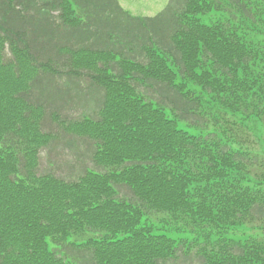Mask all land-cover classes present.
<instances>
[{
    "label": "trees",
    "instance_id": "16d2710c",
    "mask_svg": "<svg viewBox=\"0 0 264 264\" xmlns=\"http://www.w3.org/2000/svg\"><path fill=\"white\" fill-rule=\"evenodd\" d=\"M245 23L264 34V0H170L154 17L0 0V264H264V239L229 236L264 231V153L180 126H207L189 84L264 126V53ZM74 91L94 113L66 124ZM59 139L73 158L92 148L72 182L37 173ZM177 224L217 238L175 241Z\"/></svg>",
    "mask_w": 264,
    "mask_h": 264
},
{
    "label": "rangeland",
    "instance_id": "374dc122",
    "mask_svg": "<svg viewBox=\"0 0 264 264\" xmlns=\"http://www.w3.org/2000/svg\"><path fill=\"white\" fill-rule=\"evenodd\" d=\"M121 5L124 6V8L128 11H130L134 15H140V16H152L160 12L168 0H119ZM242 25V24H241ZM245 27H247L248 30L244 31V36L242 39L246 41V43L252 47L258 49L259 51L264 53V34H260L258 32L259 28L257 26L252 27L248 23L244 24ZM189 89H191L193 92H195L197 95L203 98V101H201V113L207 118L209 121V126L206 129H198L196 133H199V131L202 134H209L213 133L218 136H221L226 142H229L233 145L234 148H241L242 146L239 144V141H243L246 143V147H255L254 149L260 153H264V128L262 125L258 122L257 119H244L241 116H239V113L232 114L228 110H223L219 106H216L214 103L211 102L209 98H206V95L201 92V90L192 85L189 84ZM91 112V110H89ZM65 113L67 116H74L77 117L80 115V111H76L75 113L65 110ZM52 127L54 125L51 123ZM237 127H245L249 132L247 134V138L241 137L245 134L244 131L239 130L238 135L235 134L234 130L229 131L230 129H234ZM56 128V127H55ZM56 129H59L58 127ZM53 131V130H52ZM241 131V133H240ZM57 131H54L56 133ZM234 135V138H230V136ZM72 137V136H68ZM248 140V141H247ZM77 141V139H76ZM248 142V143H247ZM251 143V144H250ZM78 147L82 150L85 149V146L82 144H79L78 141ZM58 150H53L50 152V154H53V152ZM66 151H68L66 149ZM40 161H39V168L38 172L40 174L43 173H53L54 175L64 178V179H75L80 175L81 172V164L80 159H75V165L72 166L71 170L64 171L58 168L62 167V161L64 159H71V153L67 156H60L57 157L54 160H48L46 158V151L43 152L40 155ZM77 161V162H76ZM56 162L57 164L54 166L52 163ZM86 166H90V163L86 162ZM184 225H178L176 234L179 233L180 237H193V235L187 231H185ZM229 236L240 239V240H248V239H256L260 238L262 236L261 232L259 230H253L246 227H240L236 229L234 232H232Z\"/></svg>",
    "mask_w": 264,
    "mask_h": 264
},
{
    "label": "bare ground",
    "instance_id": "6f19581e",
    "mask_svg": "<svg viewBox=\"0 0 264 264\" xmlns=\"http://www.w3.org/2000/svg\"><path fill=\"white\" fill-rule=\"evenodd\" d=\"M212 99H213V98H212V96H211V97H210V100L212 101Z\"/></svg>",
    "mask_w": 264,
    "mask_h": 264
}]
</instances>
